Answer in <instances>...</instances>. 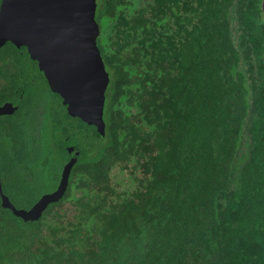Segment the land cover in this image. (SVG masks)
Returning a JSON list of instances; mask_svg holds the SVG:
<instances>
[{"label": "trees", "instance_id": "16d2710c", "mask_svg": "<svg viewBox=\"0 0 264 264\" xmlns=\"http://www.w3.org/2000/svg\"><path fill=\"white\" fill-rule=\"evenodd\" d=\"M96 1L104 134L30 71L4 193L29 209L76 161L36 220L0 197V264H264L261 0Z\"/></svg>", "mask_w": 264, "mask_h": 264}, {"label": "water", "instance_id": "95a60500", "mask_svg": "<svg viewBox=\"0 0 264 264\" xmlns=\"http://www.w3.org/2000/svg\"><path fill=\"white\" fill-rule=\"evenodd\" d=\"M96 7V0H2L0 45L7 40L25 45L30 57L38 61L50 88L67 105V112L104 134L105 90L110 78L97 45L100 26L95 19ZM261 11L264 16V0ZM15 109L12 103H4L0 105V115ZM75 161V157L69 159L57 188L42 195L29 209L11 202L0 178L2 206L24 220L38 219L50 202L64 194Z\"/></svg>", "mask_w": 264, "mask_h": 264}, {"label": "flooded vegetation", "instance_id": "af4514ba", "mask_svg": "<svg viewBox=\"0 0 264 264\" xmlns=\"http://www.w3.org/2000/svg\"><path fill=\"white\" fill-rule=\"evenodd\" d=\"M1 2L2 0H0V7ZM26 57H28L35 63L27 65ZM23 70H26V75L22 73ZM34 70L37 71V73H34V75H37V78H46L44 72L38 65V61L30 57L25 45L17 46L10 40H7L0 45V73L3 71L5 74L4 77L3 74L0 77V105L4 103H12L13 106H16V109L13 112L0 115V133L3 127H6V125H8L9 123L11 124V122L14 120L12 115L15 114L18 108L19 98L23 95V87L33 84V79H31V77L33 76L28 74H30V71ZM18 73L19 76L16 80L20 82L19 85L13 87L7 84L8 82H10V76L17 75ZM29 77L31 80L29 79Z\"/></svg>", "mask_w": 264, "mask_h": 264}]
</instances>
